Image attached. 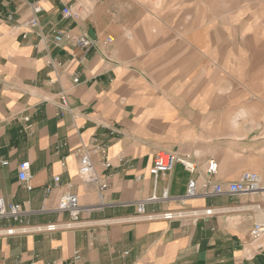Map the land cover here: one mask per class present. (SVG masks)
I'll use <instances>...</instances> for the list:
<instances>
[{"label":"crops","instance_id":"0c3cea01","mask_svg":"<svg viewBox=\"0 0 264 264\" xmlns=\"http://www.w3.org/2000/svg\"><path fill=\"white\" fill-rule=\"evenodd\" d=\"M72 5L82 18L63 17ZM34 17L39 26L29 27ZM84 36L95 41L89 51L76 44ZM215 106L179 98V0H0V198L23 206L26 226L68 221L55 211L68 192L82 207L99 205L97 186L80 176L84 150L110 185L104 209L81 214L87 227L7 235L21 225L1 220L0 264H264V235L251 237L264 222V131L231 130L244 110L219 134L198 126L216 121ZM159 150L189 155L200 182L215 160L214 183L254 172L262 190L175 200L195 175L177 165L155 179ZM25 161L31 189L19 180ZM165 190L174 199L148 203L146 213L185 216L135 221L138 203ZM208 209L215 214L189 215Z\"/></svg>","mask_w":264,"mask_h":264},{"label":"rangeland","instance_id":"374dc122","mask_svg":"<svg viewBox=\"0 0 264 264\" xmlns=\"http://www.w3.org/2000/svg\"><path fill=\"white\" fill-rule=\"evenodd\" d=\"M196 97L216 105L201 128L244 110L231 130L264 131V0H179V98Z\"/></svg>","mask_w":264,"mask_h":264},{"label":"built area","instance_id":"2783aa9c","mask_svg":"<svg viewBox=\"0 0 264 264\" xmlns=\"http://www.w3.org/2000/svg\"><path fill=\"white\" fill-rule=\"evenodd\" d=\"M35 11L38 12L39 8H35ZM10 20L13 19L12 15L8 16ZM63 17L65 19H75L78 20L82 18V12L79 7L67 6L63 10ZM29 27H38L39 22L36 17L32 18L29 23ZM27 35H23L26 38ZM110 41V39H109ZM76 44L81 47L84 51H89L95 46V41L89 37H79L76 39ZM75 82H78V79H75ZM61 108L63 111L69 110V103L66 95L61 96ZM28 120V119H26ZM101 153L104 155L105 160L103 166L105 169H109L112 164L106 157V150L101 149ZM76 157L79 159L80 163V176L86 182L90 184H95L98 189V195L100 199L99 205L95 207H82L79 202L77 195L73 193H65L61 196L58 205L55 211L60 213H67L69 215V220L62 224H48L45 226H26L23 225L24 217L27 214V211L23 208L21 204L8 203L4 198H0V221H15L21 225L17 229H8L6 230L7 235L15 234H25L29 232H55L61 230H73L78 228L87 227L89 223H85L81 220V214L83 212H90L93 210H103L107 205L105 203V191L109 188V182L105 176H101L96 172L93 160L88 151H79L76 153ZM177 165L184 167L186 171L190 174L195 175L188 184L186 194L182 197L175 198V200H189L200 197H217L223 195H237L243 193L254 194L262 190L261 178L258 173L246 172L242 175L241 179L238 182L230 183L227 185L221 183H214L213 178L218 173L219 167L218 163L215 160H211L207 164L206 171L204 173V178L202 182L199 181L200 177L197 176L198 167L194 160L189 155H179L175 152L168 150H159L155 154L154 163L150 170L151 175L158 179L161 175L170 173L175 169ZM31 163L25 161L19 166V180L22 183L27 185L28 189H31V186L28 185V182L31 179L30 175ZM60 182V177L54 178L55 185H58ZM52 188L48 187L47 191H50ZM169 191L165 190L161 196L154 194L147 201L139 202L137 205L138 216L135 218V221L141 220H153L157 218L172 220L183 218L185 215L182 213H164L159 215H148L146 213V204L148 203H157L165 202L171 200ZM215 214V211L212 209L205 210L203 212L193 211L189 213L190 216L199 217L201 215L210 216ZM110 221H101L102 224H107ZM264 235V222H257L254 224L251 237L254 240L260 239ZM75 259L79 260L80 255L77 253Z\"/></svg>","mask_w":264,"mask_h":264}]
</instances>
